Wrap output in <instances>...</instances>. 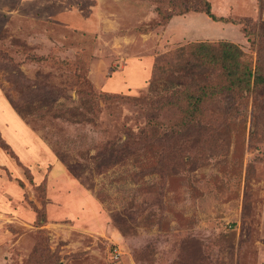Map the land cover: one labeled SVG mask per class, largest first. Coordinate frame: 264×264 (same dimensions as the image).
I'll list each match as a JSON object with an SVG mask.
<instances>
[{
	"label": "rangeland",
	"instance_id": "rangeland-1",
	"mask_svg": "<svg viewBox=\"0 0 264 264\" xmlns=\"http://www.w3.org/2000/svg\"><path fill=\"white\" fill-rule=\"evenodd\" d=\"M263 20L264 0H0V264H264V83L189 120L182 99L227 84L193 42L264 77Z\"/></svg>",
	"mask_w": 264,
	"mask_h": 264
},
{
	"label": "trees",
	"instance_id": "trees-1",
	"mask_svg": "<svg viewBox=\"0 0 264 264\" xmlns=\"http://www.w3.org/2000/svg\"><path fill=\"white\" fill-rule=\"evenodd\" d=\"M203 8L199 9V12H203L213 20H216L215 16L211 13L209 3L203 1ZM263 4V0H262ZM260 29L257 34L264 36V20L261 21ZM189 54L191 59L194 60L199 66H217L222 72L227 84L220 87L208 88V86H200V94L196 95L191 91H185L182 94V99H189L187 102L188 109L190 111H184V115L189 120L193 118L200 110L201 104L206 99V95L213 96L223 92L227 89H239L248 90L250 84L257 86L259 83H264V77L259 73V67H251L250 63H245L241 60L243 56L242 50L228 41H219L216 44L211 42H193L189 44ZM204 99V100H203Z\"/></svg>",
	"mask_w": 264,
	"mask_h": 264
},
{
	"label": "clouds",
	"instance_id": "clouds-1",
	"mask_svg": "<svg viewBox=\"0 0 264 264\" xmlns=\"http://www.w3.org/2000/svg\"><path fill=\"white\" fill-rule=\"evenodd\" d=\"M153 236L148 230H144L139 234H132L128 237H124L122 234V240L124 241L126 247H128L132 251H142L144 248L148 247L150 243L153 241ZM166 241H160L157 239L156 247L157 249H161Z\"/></svg>",
	"mask_w": 264,
	"mask_h": 264
}]
</instances>
